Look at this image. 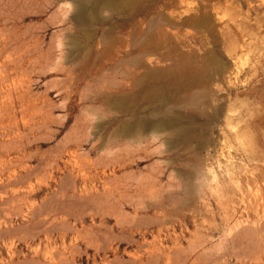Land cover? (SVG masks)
I'll list each match as a JSON object with an SVG mask.
<instances>
[{"label": "rangeland", "instance_id": "374dc122", "mask_svg": "<svg viewBox=\"0 0 264 264\" xmlns=\"http://www.w3.org/2000/svg\"><path fill=\"white\" fill-rule=\"evenodd\" d=\"M143 38L152 75L114 94L113 51ZM165 73L219 84L125 135L165 116ZM28 260L264 264V0H0V264Z\"/></svg>", "mask_w": 264, "mask_h": 264}, {"label": "bare ground", "instance_id": "6f19581e", "mask_svg": "<svg viewBox=\"0 0 264 264\" xmlns=\"http://www.w3.org/2000/svg\"><path fill=\"white\" fill-rule=\"evenodd\" d=\"M107 7H110L112 10L114 9V4L113 3H111V2H109V3H106L105 5H104V8H107ZM94 11V10H93ZM90 14H89V12H88V9L86 8V6L85 5H78L77 6V12H76V15H75V20L78 22V23H80V24H83V23H88L89 21H90ZM161 23V22H160ZM159 23V24H160ZM143 49H141V50H139V53L137 54L138 56H136L135 57V59H134V54H133V51H132V49H129L128 47L130 46V44L129 45H127L126 44V48H127V50H126V55H129V56H133V58L131 59V58H129V59H124L123 57V59L121 60V58H120V54H118V52H115V51H113V53H114V56H112V59L114 60V65H113V69H114V76H115V79H116V81L118 80V76H121L122 78H121V80L120 81H118V82H115V83H117V84H115L116 86L115 87H113V89L114 88H116V91L114 92V90H112L113 92H114V94H126V96L128 95V94H133V92H134V90H135V88H137L138 87V85H139V83H141L143 80H146V79H148L151 75H152V72H153V68H152V65L150 64V62L149 61H147V59H148V57H149V54H150V52H149V50H148V40H147V38L146 39H144L143 38ZM104 45H105V48L107 47V46H109L108 44H107V42L105 41V43H104ZM123 45H124V43H123ZM140 45V44H139ZM123 48V47H122ZM125 48V47H124ZM114 49V47L112 48V50ZM135 52V51H134ZM190 53H191V55L196 59L197 58V55H198V53H196V51H194V50H190L189 51ZM208 52H211L210 50H208ZM168 54V53H167ZM148 56V57H147ZM168 56V55H167ZM170 56V55H169ZM169 56H168V58H169ZM203 56V55H202ZM186 55H183V58L184 59H186ZM203 57H205V56H203ZM213 56H212V54L210 55V54H208V60H209V62L213 65H216V67H215V69L217 68V69H220V68H222V67H224V65H225V67H226V64H224V63H226V62H224L223 60V62H222V64L221 63H219L218 61H214V58H212ZM199 58H200V56H199ZM170 60V59H169ZM197 60H200V59H197ZM204 60H206L207 61V59H204ZM232 61V60H231ZM67 62V61H66ZM208 62V61H207ZM232 62H234V61H232ZM203 63H204V61H203ZM65 64V63H64ZM209 64V63H208ZM207 64V65H208ZM206 65V64H205ZM206 67V66H205ZM211 67V66H210ZM228 68H229V66H227ZM73 68V67H72ZM71 68V69H72ZM228 68H226V69H228ZM104 69H106V68H103L102 67V71L104 70ZM155 69V68H154ZM225 69V70H226ZM233 69V68H232ZM231 69V70H232ZM100 70V71H101ZM207 70H209V69H207ZM230 70V68H229V70H228V72H226V71H224V68H223V71H224V73H227V74H229L230 72L229 71H231ZM70 71H72V72H70V73H73V72H75V71H73V70H70ZM241 71V70H240ZM209 72H213L212 71V69H211V71H209ZM217 72V71H216ZM233 72V71H232ZM242 72V71H241ZM223 73V72H222ZM77 74V73H76ZM162 74H163V72H162ZM162 74H161V76H162ZM234 74V73H233ZM232 74V75H233ZM165 75V77H167L169 80H170V83H169V85H170V89L168 90V92L169 91H171V93H172V91H175V93H174V96L175 97H172L171 99H169V101L168 102H165L164 103V115L165 116H163V117H161V116H157L155 119H151L150 117H147V116H145V117H142V118H140L138 121H137V123H135V124H133V123H131L130 121H125V122H123V123H125V126H124V129H123V133L125 134V135H127V136H130L132 133H133V131H134V128H135V126H137V128H140V130H148V129H154V130H162V129H166V127H169L171 124H178L180 121H181V115H182V112H180V111H177L178 109H176V108H178L179 106H180V108H184V107H186L187 108V106H191V105H193V104H195L196 103V101H197V96L199 95V94H203V95H205V96H207L208 94H209V92L213 89V87L211 88L210 86L213 84L214 85V83L215 84H219V82H214V79H213V73H209L208 74V76H204V77H201V75H199V74H196V75H192L193 77H191V78H189L186 82H184L181 78H170L171 76H170V74L169 75H167L166 73L164 74ZM223 75V74H222ZM217 76H218V74H217ZM229 76V75H228ZM235 76V75H234ZM163 77V76H162ZM161 77V78H162ZM224 77V76H223ZM226 77V76H225ZM224 77V78H225ZM236 77V76H235ZM83 78H85V76H82L81 74H78V76H77V79L80 81H82L83 80ZM229 78V77H228ZM230 78H232V76L230 77ZM74 79V78H73ZM114 79V80H115ZM164 79V78H163ZM226 79V78H225ZM224 79V80H225ZM236 79V78H235ZM66 80V78L64 79V81ZM216 80L218 81L219 79L218 78H216ZM77 81V80H76ZM166 81H168V80H166ZM66 82H68V79H67V81ZM224 82V81H223ZM227 84H228V79L225 81ZM79 83V82H78ZM221 83V82H220ZM63 84H64V82H63ZM69 84H71V83H69ZM81 84V83H80ZM71 85H73V83L71 84ZM100 84H98V86H99ZM114 85V84H113ZM229 85V84H228ZM233 85V84H232ZM235 85V84H234ZM243 85V84H242ZM78 86V85H77ZM147 87H145V85H144V87H145V90H144V92H143V97L145 98L146 96L147 97H151L152 95H153V93H155V90H153V88H151L149 85H146ZM216 86V85H215ZM214 86V87H215ZM221 86V85H220ZM219 86V87H220ZM110 87V86H109ZM108 87V88H109ZM112 87V86H111ZM144 87H142V88H144ZM169 87V86H168ZM216 88V87H215ZM223 88V87H222ZM221 88V89H222ZM62 89H64L63 87H62ZM67 89V88H66ZM112 89V88H111ZM110 89V90H111ZM100 90V89H99ZM99 90L98 91H96L97 93H99ZM186 90H188V92L187 93H183L184 91H186ZM215 90V89H214ZM76 91V90H75ZM74 91V92H75ZM77 91H78V89H77ZM103 91V90H102ZM101 91V92H102ZM143 91V90H142ZM221 91V90H220ZM66 92V91H65ZM68 92V91H67ZM139 92V91H138ZM167 92V93H168ZM215 92H217V90H215ZM215 92L213 91L212 93H214L215 94ZM104 93H106V92H104ZM103 92H102V94H104ZM109 93V92H108ZM110 93H111V91H110ZM211 93V92H210ZM218 93V92H217ZM220 93V92H219ZM218 93V94H219ZM65 94V93H64ZM71 94V93H70ZM79 94V93H78ZM93 94V93H92ZM101 94V93H100ZM213 94V95H214ZM218 94L216 95V96H218ZM84 95V94H83ZM94 95H95V93H94ZM108 95H110V94H108ZM111 95H113L112 93H111ZM212 95V94H211ZM67 96V95H66ZM80 96H82L81 94H80ZM97 96V95H96ZM99 96V95H98ZM102 96H104V95H102ZM133 96H135L134 94H133ZM168 96V95H167ZM201 96V95H200ZM216 96H215V98H216ZM110 96H107V97H105V99L106 98H109ZM221 97V96H220ZM99 98V97H98ZM131 99V98H130ZM206 99V98H205ZM210 99V98H209ZM212 99V98H211ZM224 99V98H223ZM81 100V99H80ZM148 100V99H147ZM199 100V99H198ZM220 100V99H219ZM106 101H107V99H106ZM125 101V100H124ZM128 101H130L129 99H128ZM127 101V102H128ZM132 102H133V100H131ZM202 101H204V98L202 99ZM201 101V102H202ZM104 102V101H103ZM213 102V101H212ZM79 103V102H78ZM106 103V102H105ZM131 103V102H130ZM129 103V104H130ZM200 103V102H199ZM203 103V102H202ZM211 103V102H210ZM215 103V102H214ZM213 103V104H214ZM219 103H221V101L219 102ZM218 103V104H219ZM208 104V103H207ZM207 104H205V105H207ZM201 105V104H200ZM200 105H199V107H200ZM204 105V106H205ZM216 105H217V103L214 105L215 107H216ZM24 106V105H23ZM197 106V105H196ZM195 105H194V107H193V109L196 107ZM202 106H203V104H202ZM224 106V105H223ZM66 107V106H65ZM129 106L127 105V108H128ZM214 107V108H215ZM130 108V107H129ZM192 108V107H191ZM205 108V107H204ZM203 108V109H204ZM208 108H209V106H208ZM219 108V107H218ZM224 108V107H223ZM22 109V108H21ZM190 109V108H189ZM198 109V108H197ZM183 110V109H182ZM229 110V109H228ZM227 110V111H228ZM131 111H133V110H131ZM205 111V110H204ZM203 111V112H204ZM221 111V110H220ZM160 112V111H159ZM202 112V111H201ZM219 112V111H218ZM225 112V111H224ZM223 112V113H224ZM222 113V112H221ZM226 114H228V112H225ZM224 113V114H225ZM155 114V113H154ZM223 114V115H224ZM225 114V115H226ZM29 115V114H28ZM222 115V116H223ZM224 115V116H225ZM231 115V114H230ZM6 116V115H5ZM228 117V116H227ZM225 118H226V116H225ZM230 118V117H229ZM228 118V119H229ZM218 120V119H217ZM225 121H228V120H225ZM246 122V121H245ZM25 123V122H24ZM182 128L181 129H179V131H178V133L177 134H179V132H182ZM184 131V130H183ZM227 132V131H226ZM222 133V132H221ZM234 135V134H233ZM240 135V134H239ZM222 136V135H221ZM10 137V136H9ZM230 137V136H229ZM237 137V136H236ZM239 137V136H238ZM227 138H228V136H227ZM226 138V139H227ZM241 138V137H240ZM221 140V139H220ZM135 143V142H134ZM221 143V142H220ZM218 144H219V142H218ZM222 144V143H221ZM225 145V144H224ZM227 146V145H226ZM219 149H220V147H219ZM227 150V149H226ZM223 151V150H222ZM223 156V155H222ZM214 157V156H213ZM225 158V157H224ZM237 160V159H236ZM241 160V159H240ZM71 161V160H70ZM231 162V161H230ZM225 163V162H224ZM231 164V163H230ZM81 166V165H80ZM224 168V167H223ZM62 171V170H61ZM255 171V170H254ZM16 172V171H15ZM72 173V172H71ZM234 175V174H233ZM248 179V178H247ZM16 180H17V178H16ZM39 181H40V179H39ZM13 182H14V180H13ZM21 184V183H20ZM75 184V183H74ZM76 185V184H75ZM143 186V185H142ZM240 187V186H239ZM66 188V187H65ZM63 190H64V188H62ZM26 191V190H25ZM33 192V191H32ZM55 194V193H54ZM58 195V194H57ZM55 196V195H54ZM73 196V195H72ZM53 197V196H52ZM57 197V196H56ZM51 198V197H50ZM49 198V199H50ZM23 199V198H22ZM51 202V201H50ZM151 202V201H150ZM8 203V202H7ZM54 203V202H53ZM46 205V204H45ZM50 205H52V204H50ZM26 206V205H25ZM5 207V206H4ZM6 208V207H5ZM41 208V207H40ZM47 209V208H46ZM55 210V209H54ZM40 211V213H41V210H39ZM47 212H49V210L47 211ZM34 215V214H33ZM42 216V215H41ZM148 216V215H147ZM160 218V217H159ZM143 219V218H142ZM165 219V218H164ZM65 220V219H64ZM156 220V219H155ZM147 221H148V219H147ZM29 223V222H28ZM41 223V222H40ZM63 224V223H62ZM131 224V223H130ZM150 224V223H149ZM57 226H59V225H57ZM41 228V227H40ZM39 228V230H41ZM26 230V229H25ZM32 236V235H31ZM36 237V236H35ZM179 237V236H178ZM120 240H121V238H120ZM100 248V247H99ZM56 250V249H55ZM136 250V249H135ZM135 252V251H134ZM140 252V251H139ZM17 253H19V252H17ZM16 253V254H17ZM184 254V253H183ZM118 258H120V257H118ZM117 258V259H118ZM32 259V258H31ZM36 259V258H35ZM115 259V258H114ZM122 259V258H121ZM182 259V258H181ZM33 260V259H32ZM57 260V259H56ZM110 260V259H109ZM119 260V259H118ZM126 260V259H125ZM29 261V260H28ZM34 261H36V260H34ZM95 261V260H94ZM19 262H21V261H19ZM22 263V262H21ZM120 263V262H119ZM122 263V262H121ZM3 264V263H2ZM23 264V263H22ZM29 264H30V261H29ZM80 264V263H79ZM109 264H110V262H109ZM133 264V263H132Z\"/></svg>", "mask_w": 264, "mask_h": 264}]
</instances>
